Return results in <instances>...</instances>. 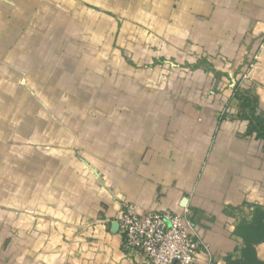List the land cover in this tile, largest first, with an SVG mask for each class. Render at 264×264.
I'll list each match as a JSON object with an SVG mask.
<instances>
[{
    "label": "crops",
    "instance_id": "obj_1",
    "mask_svg": "<svg viewBox=\"0 0 264 264\" xmlns=\"http://www.w3.org/2000/svg\"><path fill=\"white\" fill-rule=\"evenodd\" d=\"M264 0H0V264H147L117 220L264 221ZM264 261V241L253 246Z\"/></svg>",
    "mask_w": 264,
    "mask_h": 264
},
{
    "label": "built area",
    "instance_id": "obj_2",
    "mask_svg": "<svg viewBox=\"0 0 264 264\" xmlns=\"http://www.w3.org/2000/svg\"><path fill=\"white\" fill-rule=\"evenodd\" d=\"M189 213L150 212L140 215L125 206L117 220L124 247L140 252L147 264H196L208 246L193 229ZM209 264H216L210 260Z\"/></svg>",
    "mask_w": 264,
    "mask_h": 264
},
{
    "label": "trees",
    "instance_id": "obj_3",
    "mask_svg": "<svg viewBox=\"0 0 264 264\" xmlns=\"http://www.w3.org/2000/svg\"><path fill=\"white\" fill-rule=\"evenodd\" d=\"M261 137L264 139V125L258 124ZM237 235L244 240L245 248L239 260L227 259V264H264L257 258L254 244L264 241V221L260 209L256 210L255 217L251 221H244L239 225Z\"/></svg>",
    "mask_w": 264,
    "mask_h": 264
}]
</instances>
